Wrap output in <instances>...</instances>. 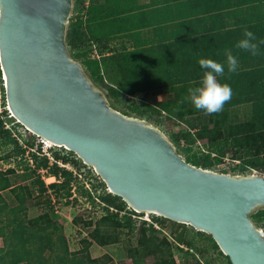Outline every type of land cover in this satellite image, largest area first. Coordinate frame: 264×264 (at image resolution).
<instances>
[{
    "label": "water",
    "instance_id": "95a60500",
    "mask_svg": "<svg viewBox=\"0 0 264 264\" xmlns=\"http://www.w3.org/2000/svg\"><path fill=\"white\" fill-rule=\"evenodd\" d=\"M73 0H0V73L10 115L70 151L140 214L208 234L230 264H264V174L185 161L148 121L110 106L67 48Z\"/></svg>",
    "mask_w": 264,
    "mask_h": 264
},
{
    "label": "trees",
    "instance_id": "16d2710c",
    "mask_svg": "<svg viewBox=\"0 0 264 264\" xmlns=\"http://www.w3.org/2000/svg\"><path fill=\"white\" fill-rule=\"evenodd\" d=\"M83 1L73 0V12L82 6ZM86 1L87 4L83 9L84 18L81 14L69 18L67 46L72 50L80 48L88 41L94 44L97 54L100 55L98 58H88L85 52H75L72 56L81 57V64L90 78L106 89L108 97L116 101L117 96L123 93L133 94L139 91L162 89L171 95L157 101L156 106L184 126V130L173 134V139L185 161L202 167L209 166L208 161L205 160L200 164L198 160L187 154L191 142L199 139L205 143L207 148L205 156L213 152L216 157L215 167L222 157H227L238 160L234 164L228 163L231 165L228 169L232 172L264 169V86L256 83L259 76H264V56L259 57L261 53L255 58L256 56L247 52L233 51L239 61V70L235 74L226 72L225 77L221 78L222 82L231 86L233 97L225 104L223 111L216 114H205L204 111L189 105V101L184 100V97L187 96L188 88L199 81L201 69L197 59L211 58L221 62L217 58V52L211 54L208 51H200V45L194 39L166 36L134 42L130 49H126L124 45L114 46L111 48L113 53L106 55L103 50L109 49L111 40L133 36L127 32L129 27L115 26V19L120 18L117 20L120 21L122 18V16L115 15H121L124 9H108L107 5L113 0ZM138 35L139 32L136 36ZM247 57H250V61H245ZM242 102L250 104L252 117L243 121H235L232 116L229 118L228 109ZM129 111L138 115L143 113L135 107H130ZM121 112L125 113L124 110ZM0 132L5 133V142L11 143L19 159H23L15 165L22 164V169L29 170L32 174L38 168L45 169L48 174L58 180L49 183L47 187L54 191L57 198L63 197L65 202H68L71 195L70 183L74 178L71 172L56 165L55 162L49 163L45 155H37L38 147H36L37 150L35 148V152H28L33 163L30 167L28 161L22 156L24 148L10 136L7 128H3L1 121ZM32 140H26L27 147H32ZM227 151L231 153L229 157L225 155ZM51 156L54 160L59 159L61 162H69L76 166L80 162L72 152L67 150L64 155L51 152ZM13 169L0 170V191L10 189L15 202L9 206L0 194V264H99L108 258H103L102 255L100 258L90 257L87 247L92 242L97 245L116 242L117 236L111 230L127 228L131 232L134 229L132 215H141L127 208L119 197L107 191L94 194L97 198L96 204H100L99 207L103 213L94 221L92 228L86 232V236L79 239L82 247L77 255L76 252L67 250L65 239L61 234V226L49 217L48 211L52 210L49 199H45L46 210L44 212L33 217H26L24 201L31 197V192L22 186L10 184L7 174ZM32 183H35L39 194L46 191V187L36 173ZM98 185L104 187L100 180ZM90 186L92 191L81 188V193L88 202L93 203L94 185ZM71 199L74 201L75 198ZM256 212L264 215V209ZM149 216L153 219L162 218L153 214ZM75 221L76 217L72 218V222ZM84 224L88 226L90 222H84ZM155 231L150 223L138 229L136 246L126 249V255L131 264H178L173 260L174 252H172L170 242L164 237L157 238ZM194 232L206 237L209 241L208 248L215 250L222 257L223 264H230L208 234L196 230ZM181 244L185 246L184 250ZM173 248L176 255H187L194 259V254L187 251V249L195 248L191 239L182 238L180 244L173 245ZM146 255L152 256L150 262H145ZM193 264L201 263L194 259ZM205 264L210 263L205 261Z\"/></svg>",
    "mask_w": 264,
    "mask_h": 264
},
{
    "label": "rangeland",
    "instance_id": "374dc122",
    "mask_svg": "<svg viewBox=\"0 0 264 264\" xmlns=\"http://www.w3.org/2000/svg\"><path fill=\"white\" fill-rule=\"evenodd\" d=\"M87 4V1L84 0L82 3V6L76 11L72 12L69 16V18H73L76 14H81V17L84 18V5ZM120 18L115 19V26L124 23H128L129 16H122L120 21H117ZM69 21V19H68ZM68 26V24H67ZM83 28V26H82ZM120 38H115L110 41L108 48L103 50L104 54H110L113 53L111 48L114 46H118L119 43L116 40H119ZM67 41V40H66ZM124 47L126 49H130L132 47L131 44H127L126 41L124 42ZM68 52L71 55L73 59L78 61L81 64V57H73L72 55L75 52H85L86 56L88 58H98L100 55L97 54L96 47L91 42H85L80 48L77 49H69ZM100 54V53H99ZM83 70L87 73V70L85 67L81 64ZM89 76V75H88ZM90 78V76H89ZM95 86H97L99 89L103 91L105 94L109 104L111 107L118 111H125V114L130 116H136L139 118H142L149 123L155 125L157 128H159L174 144L175 146V140L173 139V134L184 130V126L182 124L177 123V121L174 118H171L167 115V113L158 108L156 106V102L169 97L171 94L164 92L161 90H148L146 92H135L133 94H127L123 93L122 95L117 96V100L114 101L112 98L107 96L106 89L101 86L99 83H96L93 81L92 78H90ZM2 80H1V73H0V121L2 126L5 127L4 124L9 126V123H13V118H7V109L4 97H3V90H2ZM261 86H264V83ZM116 86V85H115ZM117 87V86H116ZM122 96V97H121ZM129 98V99H127ZM189 105L193 106L190 102H188ZM130 107H135L138 109V111H142V114H135L134 112L129 111ZM229 118L232 116L233 120L235 121H243L248 120L252 117L251 113V107L248 102H242L240 104L234 105L232 108L228 109ZM3 122V123H2ZM231 123V122H230ZM15 125V123H13ZM19 133L17 135V139H14L18 142H21L23 144L24 152H23V158H25L28 161V164L30 167L33 166V163L31 162V159L29 158L28 154V144L27 141L33 139V145L31 148L34 149V147H38L39 149L36 150V154H45L43 152H46L50 155L51 158H48V161H52L51 152H56L60 155L66 154V150L62 147L52 146L46 149H43V143L40 141L39 138L32 135L28 131L24 130L22 126L16 125ZM5 133L0 132V170H4L6 168H14L11 173L7 174V177L9 179V182L12 186H22L24 189H28V191L31 192V197L25 199L24 204L26 206V217H33L41 212H44L46 210V207L44 205L45 199H49L50 203L52 205V210L48 211V215L51 218V220L57 222L61 226V234L66 242V247L68 251H74L79 252L82 247L81 242L79 239L83 236H86V232L90 230L93 226L94 221L103 213L102 209L99 207L100 204H96L97 198H95L94 194H98L101 192H106L105 187H102L99 184V179L95 174L92 172L91 169L87 166H83L80 162L77 163L76 168L79 170L77 172H80V178L75 175V177L72 179V187H70V196L68 198V202H65V199L57 198L56 195L53 193L54 191L47 187L46 191L42 194H39L37 191V188L35 186V183H32L33 177L35 173L43 178H41L43 184L46 182L47 184L52 181V177L50 178L47 173V171H41L40 168L36 169L34 174H32L29 170L22 169V164H19V166L15 165L18 161L23 160L22 158L19 159V155L14 152V149L11 145V143L5 142ZM27 140V141H26ZM45 145V144H44ZM176 147V146H175ZM177 149V148H176ZM27 150V152H26ZM35 150V149H34ZM178 151V150H177ZM179 152V151H178ZM180 153V152H179ZM207 153V148L205 147V143L199 139L194 140L189 145V149L187 151V154L198 160V162L201 164L205 160L209 162V166L204 168H210V169H217L215 167L216 163V157H214L213 152H210L209 156H205ZM181 154V153H180ZM230 152L227 151L225 154L226 156H230ZM183 156V154H181ZM30 159V161L28 160ZM54 160V159H53ZM57 161H60L59 159H56ZM61 162V161H60ZM64 165L68 166V162H61ZM190 163V162H189ZM200 166V165H197ZM202 167V166H201ZM67 168V167H63ZM256 172L264 174V169H255ZM76 171V170H75ZM82 172V173H81ZM55 180V179H54ZM84 180V181H83ZM85 182L87 187H85ZM81 185V186H80ZM90 185H94V192H93V203L88 202V200L83 196L81 193V188H87L88 190L92 191V188ZM48 186V185H47ZM76 186H80V188H76ZM49 190V191H48ZM0 194L3 196V199L5 202L10 206L13 205L15 202L12 197V192L10 189H4L0 191ZM51 197V198H50ZM75 198L74 201L71 198ZM259 210V209H258ZM257 211V210H256ZM254 211L250 213V218L253 222V224L258 228L264 227V215L257 214V212ZM256 212V213H255ZM149 220L156 223L157 228H155V234L158 236L157 238L164 237L166 240L170 242V246L172 247L173 254V260L174 262H177L178 264H193L194 259L198 260L201 264H205V261H209L210 264H223V259L220 255L216 253L215 250L208 248L209 241L206 239V237L203 234L194 232V229L186 224H173L165 219L157 218L153 219L149 215H146ZM76 217V221L72 222V218ZM132 218L134 219V229H132L131 232L128 231L127 228H119V229H112L111 231L114 232L117 236V241L114 243H109L105 245H97L95 243H91L87 247V253L90 257H107L108 260L101 262L99 264H131L130 259L126 255V249L132 248L136 246V236L137 231L140 227L146 226L148 223L145 219V214L141 215H132ZM90 222L88 226L84 224V222ZM182 238L191 239L195 248L187 249L188 252H191L194 254V259L190 256H178L175 254V249L173 248V245L180 244V240ZM1 245V240H0ZM182 250L185 249V246L181 244ZM79 253H77L78 255ZM145 262H150L152 260L151 255H146L144 257Z\"/></svg>",
    "mask_w": 264,
    "mask_h": 264
},
{
    "label": "crops",
    "instance_id": "0c3cea01",
    "mask_svg": "<svg viewBox=\"0 0 264 264\" xmlns=\"http://www.w3.org/2000/svg\"><path fill=\"white\" fill-rule=\"evenodd\" d=\"M107 8L124 9L115 16H129L128 23L118 25L129 27L127 32L133 36L116 40L119 45L126 41L133 46L153 37L194 39L200 51L217 52L223 62L224 48L242 51L235 44L245 28L256 35L257 41H264V0H113ZM260 53L259 57L264 56V44ZM257 79L256 83L264 82V76Z\"/></svg>",
    "mask_w": 264,
    "mask_h": 264
},
{
    "label": "clouds",
    "instance_id": "9594fccd",
    "mask_svg": "<svg viewBox=\"0 0 264 264\" xmlns=\"http://www.w3.org/2000/svg\"><path fill=\"white\" fill-rule=\"evenodd\" d=\"M261 44H264V41H257L256 35L245 28L241 38L237 40L235 48L252 56H258ZM222 54L225 58L223 62L211 58L197 59L201 69L199 81L188 88L187 96L184 97V100L189 101L197 110H202L209 115L223 111L225 104L231 101L233 90L229 84L222 82L221 78L225 77L226 72L235 74L239 70V61L232 48H224Z\"/></svg>",
    "mask_w": 264,
    "mask_h": 264
},
{
    "label": "built area",
    "instance_id": "2783aa9c",
    "mask_svg": "<svg viewBox=\"0 0 264 264\" xmlns=\"http://www.w3.org/2000/svg\"><path fill=\"white\" fill-rule=\"evenodd\" d=\"M6 109V108H5ZM6 117L7 118H13L11 115H10V113L7 111V114H6ZM14 119V118H13ZM3 123V122H2ZM13 123H15V125L13 124ZM13 123H9V126H7L6 124H4L3 123V125H5V127L3 126V128H7L9 131H10V136H12V137H14L15 139H17V135H18V133H19V131H18V129H17V127H16V125H20L15 119L13 120ZM21 126V125H20ZM23 128V127H22ZM24 129V128H23ZM25 130V129H24ZM41 141V140H40ZM42 143H43V141H41ZM18 144L19 145H21L22 147H23V144L21 143V142H18ZM49 146H45L44 144H43V149H46V148H48ZM34 149H35V147H34ZM33 148H29L28 147V151H34L35 152V150H34ZM26 152H27V150H26ZM43 153H45L44 155L47 157V158H51L50 157V155L48 154V153H46V152H43ZM29 161H30V159H28ZM52 161L53 162H55L56 163V165H58V166H61V167H67V168H65L66 170H68V171H70L71 172V174H72V176L73 177H75V175L77 176V177H79L80 178V172H77V171H79L77 168H76V165H73L72 163H69L68 162V166H63L64 164L63 163H61L60 161H57V160H53L52 159ZM49 163H51V161H48ZM238 162V160L237 159H231V158H227V157H222L218 162H217V164H216V168L218 169V170H221V171H227V172H232V171H229V169H228V167H230L231 165H228V163H230V164H234V163H237ZM40 170L41 171H45V169H42V168H40ZM76 170V171H75ZM246 172H256V170H254V169H250L249 171H246ZM82 173V172H81ZM50 178L52 177V181H58V180H56L53 176H49ZM39 178L41 179L42 177L41 176H39ZM55 179V180H54ZM42 180H43V178H42ZM84 181V180H83ZM47 183L46 182H44V186L47 188ZM70 186L72 187V183H70ZM85 187H87V185H86V182H85ZM49 191V190H48ZM51 198V197H50ZM145 220L146 221H148V222H150L151 223V225L153 226V227H155V228H157V225H156V223L155 222H153V221H150L149 219H148V217L147 216H145ZM262 230H263V232H264V227L263 228H261Z\"/></svg>",
    "mask_w": 264,
    "mask_h": 264
},
{
    "label": "bare ground",
    "instance_id": "6f19581e",
    "mask_svg": "<svg viewBox=\"0 0 264 264\" xmlns=\"http://www.w3.org/2000/svg\"><path fill=\"white\" fill-rule=\"evenodd\" d=\"M40 140H41V139H40ZM41 141H42V140H41ZM43 144H45V146H51V145H52L50 142L45 141V140H43Z\"/></svg>",
    "mask_w": 264,
    "mask_h": 264
}]
</instances>
